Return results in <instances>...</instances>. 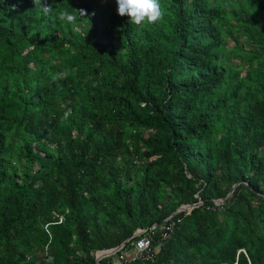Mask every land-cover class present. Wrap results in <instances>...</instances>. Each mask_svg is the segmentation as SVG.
<instances>
[{"label":"trees","instance_id":"obj_1","mask_svg":"<svg viewBox=\"0 0 264 264\" xmlns=\"http://www.w3.org/2000/svg\"><path fill=\"white\" fill-rule=\"evenodd\" d=\"M160 3L0 0V264H264V0Z\"/></svg>","mask_w":264,"mask_h":264},{"label":"clouds","instance_id":"obj_2","mask_svg":"<svg viewBox=\"0 0 264 264\" xmlns=\"http://www.w3.org/2000/svg\"><path fill=\"white\" fill-rule=\"evenodd\" d=\"M33 3L35 4V9L37 11L42 10L45 15H49L55 11L51 7L42 6V0H33ZM116 3L118 5V14L121 17H130L131 23L138 27L156 25L161 23L164 19L165 12L162 8L160 0H116ZM86 17L87 12L84 9H73L71 12L63 10L58 13V19L68 24H74L78 18ZM72 71H75V69ZM68 75L69 72L65 70L53 75L52 80L57 81L65 79ZM100 252L98 253L100 254Z\"/></svg>","mask_w":264,"mask_h":264},{"label":"built area","instance_id":"obj_3","mask_svg":"<svg viewBox=\"0 0 264 264\" xmlns=\"http://www.w3.org/2000/svg\"><path fill=\"white\" fill-rule=\"evenodd\" d=\"M154 227H151V230ZM165 236V235H164ZM163 236V237H164ZM150 240L147 236L142 237L134 246L133 251H125L115 259L113 264H129L138 258H152V253L150 252ZM51 261V259L46 260Z\"/></svg>","mask_w":264,"mask_h":264},{"label":"water","instance_id":"obj_4","mask_svg":"<svg viewBox=\"0 0 264 264\" xmlns=\"http://www.w3.org/2000/svg\"><path fill=\"white\" fill-rule=\"evenodd\" d=\"M223 201H220L219 203H222ZM190 207L189 206H185V207H183V209L185 210V209H189ZM181 209V208H180ZM119 250V248L118 247H116V248H114V249H110V250H106V251H101V253L103 254H101V255H97L96 254V261H97V264H98V261L101 259V257H105V256H108L109 254H112V253H115L116 251H118ZM104 252V253H103ZM105 255V256H104Z\"/></svg>","mask_w":264,"mask_h":264},{"label":"rangeland","instance_id":"obj_5","mask_svg":"<svg viewBox=\"0 0 264 264\" xmlns=\"http://www.w3.org/2000/svg\"><path fill=\"white\" fill-rule=\"evenodd\" d=\"M218 203L220 202V201H217ZM190 208H192V206L190 207ZM189 208V209H190ZM104 253V252H103ZM102 253L100 252V254L99 253H97V255L99 256V255H101ZM103 255V254H102ZM110 255V254H109ZM105 256V255H104ZM101 258H103V257H101Z\"/></svg>","mask_w":264,"mask_h":264}]
</instances>
